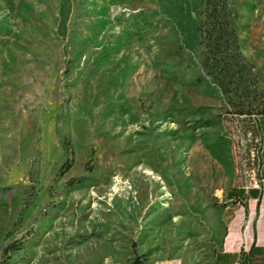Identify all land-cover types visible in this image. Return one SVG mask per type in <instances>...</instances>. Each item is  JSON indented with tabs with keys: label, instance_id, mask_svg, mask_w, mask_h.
Masks as SVG:
<instances>
[{
	"label": "rangeland",
	"instance_id": "obj_1",
	"mask_svg": "<svg viewBox=\"0 0 264 264\" xmlns=\"http://www.w3.org/2000/svg\"><path fill=\"white\" fill-rule=\"evenodd\" d=\"M199 6L0 0V264H217L228 189L264 187L202 66ZM236 7L258 106L264 0Z\"/></svg>",
	"mask_w": 264,
	"mask_h": 264
},
{
	"label": "trees",
	"instance_id": "obj_2",
	"mask_svg": "<svg viewBox=\"0 0 264 264\" xmlns=\"http://www.w3.org/2000/svg\"><path fill=\"white\" fill-rule=\"evenodd\" d=\"M197 14L196 33L201 46L202 66L211 77L214 88L224 95L227 106L225 113L239 121L246 148L260 150L261 177L264 181V102L257 107L254 105L258 98L263 101V95L254 66L247 63L240 52L236 0H200ZM71 165L72 160L67 159L59 173L70 169ZM252 191L248 190V194ZM243 192V188L230 187L228 196L242 201L237 194ZM12 247L13 244L8 249ZM250 253H254V247ZM215 257L218 264H243L244 260L243 253L240 256L218 250Z\"/></svg>",
	"mask_w": 264,
	"mask_h": 264
},
{
	"label": "crops",
	"instance_id": "obj_3",
	"mask_svg": "<svg viewBox=\"0 0 264 264\" xmlns=\"http://www.w3.org/2000/svg\"><path fill=\"white\" fill-rule=\"evenodd\" d=\"M245 192L237 194L242 201L227 199L225 208L227 233L221 244L222 253H243V264H264V193L260 187L234 186ZM252 189L249 195L248 190ZM254 247V253H250ZM223 261V260H222ZM218 264V263H217ZM224 264V262H222Z\"/></svg>",
	"mask_w": 264,
	"mask_h": 264
},
{
	"label": "built area",
	"instance_id": "obj_4",
	"mask_svg": "<svg viewBox=\"0 0 264 264\" xmlns=\"http://www.w3.org/2000/svg\"><path fill=\"white\" fill-rule=\"evenodd\" d=\"M262 181H263V180H262ZM262 185H263V187H264V181H263Z\"/></svg>",
	"mask_w": 264,
	"mask_h": 264
}]
</instances>
